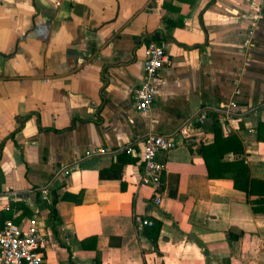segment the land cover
<instances>
[{"label": "crops", "instance_id": "1", "mask_svg": "<svg viewBox=\"0 0 264 264\" xmlns=\"http://www.w3.org/2000/svg\"><path fill=\"white\" fill-rule=\"evenodd\" d=\"M253 12L251 0H0V226L36 217L48 239L41 264H95L96 251L99 264H264V210L230 177H210L197 149L213 140L212 118L197 141L176 135L160 154L158 205L140 155L112 151L131 140L140 150L145 132L235 99L241 113L218 124L264 179V19L251 32ZM152 38L168 61L140 111L133 89ZM146 216L162 220L159 255L139 232ZM93 235L95 248H82Z\"/></svg>", "mask_w": 264, "mask_h": 264}, {"label": "built area", "instance_id": "2", "mask_svg": "<svg viewBox=\"0 0 264 264\" xmlns=\"http://www.w3.org/2000/svg\"><path fill=\"white\" fill-rule=\"evenodd\" d=\"M254 12L251 16V32L256 24L264 19V0H251ZM249 38L243 40L245 51L248 52ZM168 61V54L163 45L155 39H150L145 44V60L143 78L133 89L134 106L137 110L148 111L154 101L157 87L153 78L163 65ZM235 93L240 89L235 88ZM241 112L234 99L220 103H204L196 113L186 118L176 129L171 132L147 131L141 136L142 146L137 150L134 141L116 147L112 151H125L138 154L142 159L141 183L152 187L151 200L154 205L162 201L164 162L160 154L168 151L178 143L176 135L182 137L183 142L192 144L197 141L196 130L200 123L208 118L224 122ZM191 124V129L188 126ZM87 151V154L100 151ZM67 172V169L64 170ZM49 183L39 188L43 196L48 195ZM146 221V220H144ZM47 237L41 231L36 217H29L25 222L18 223L6 220L0 226V264H41L45 259Z\"/></svg>", "mask_w": 264, "mask_h": 264}, {"label": "trees", "instance_id": "3", "mask_svg": "<svg viewBox=\"0 0 264 264\" xmlns=\"http://www.w3.org/2000/svg\"><path fill=\"white\" fill-rule=\"evenodd\" d=\"M155 39V38H152ZM235 100V99H234ZM236 101V100H235ZM237 102V101H236ZM237 102V108L239 107ZM20 123L13 129H19ZM211 128L213 131V140L210 142H200L197 149L201 153L205 162L207 173L210 177H230L233 180V186L245 192L246 200L251 204L253 211L264 210V179L251 175L249 166L243 156V144L235 133L224 135L220 129L218 121L212 119ZM12 131V132H13ZM233 152V159H224L227 152ZM255 195L254 197H251ZM64 196V194L62 195ZM56 197L53 198V202ZM55 211L53 210V213ZM20 217V216H19ZM146 220V221H144ZM17 222V220L15 221ZM162 220L158 217L146 216L141 218L140 233L149 239L152 243V250L159 255L158 238ZM243 234L242 230L230 228L227 231L229 238H238ZM114 239H117L116 241ZM93 241L92 244L89 242ZM120 236H110V244L119 245ZM82 248H95V235L85 237L81 240ZM145 249L143 248V252ZM147 252V251H145ZM100 252L95 253V264H99Z\"/></svg>", "mask_w": 264, "mask_h": 264}]
</instances>
